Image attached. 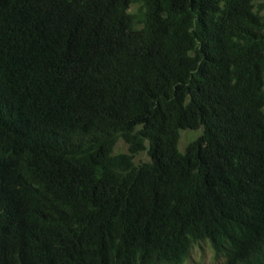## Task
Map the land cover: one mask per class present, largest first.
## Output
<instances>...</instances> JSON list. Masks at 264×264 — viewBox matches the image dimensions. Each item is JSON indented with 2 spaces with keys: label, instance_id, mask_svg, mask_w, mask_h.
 <instances>
[{
  "label": "trees",
  "instance_id": "1",
  "mask_svg": "<svg viewBox=\"0 0 264 264\" xmlns=\"http://www.w3.org/2000/svg\"><path fill=\"white\" fill-rule=\"evenodd\" d=\"M263 11L0 0V264H264Z\"/></svg>",
  "mask_w": 264,
  "mask_h": 264
},
{
  "label": "rangeland",
  "instance_id": "2",
  "mask_svg": "<svg viewBox=\"0 0 264 264\" xmlns=\"http://www.w3.org/2000/svg\"><path fill=\"white\" fill-rule=\"evenodd\" d=\"M264 1V0H262ZM264 14V11L262 12ZM201 133V129L197 130H183L179 133V140L177 148L180 152L184 151V148L186 145L195 139L199 134ZM115 152H126L127 151V145L122 142L121 140H118V142L115 145L114 148ZM135 163H140L143 161L148 160V156L146 152L139 153L138 155H135L134 157ZM209 242H200L193 246L190 250V253L187 257V259L184 261L183 264H219L221 260L219 258L214 257V253L212 250V247Z\"/></svg>",
  "mask_w": 264,
  "mask_h": 264
}]
</instances>
